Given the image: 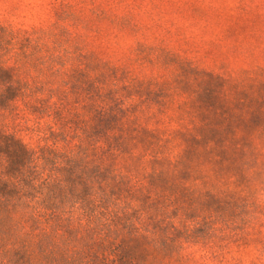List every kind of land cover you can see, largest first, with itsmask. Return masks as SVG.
<instances>
[{
    "label": "trees",
    "instance_id": "trees-1",
    "mask_svg": "<svg viewBox=\"0 0 264 264\" xmlns=\"http://www.w3.org/2000/svg\"><path fill=\"white\" fill-rule=\"evenodd\" d=\"M134 59L167 75L0 22V264H149L191 237L172 209L242 152L264 100L169 50Z\"/></svg>",
    "mask_w": 264,
    "mask_h": 264
},
{
    "label": "rangeland",
    "instance_id": "rangeland-1",
    "mask_svg": "<svg viewBox=\"0 0 264 264\" xmlns=\"http://www.w3.org/2000/svg\"><path fill=\"white\" fill-rule=\"evenodd\" d=\"M0 22L59 24L70 44L139 76L167 75L134 59L140 44L156 46L264 100V0H0ZM256 123L242 152L212 169L202 190L195 182L180 194L171 213L188 218L191 237L178 256L149 264H264V119L248 121Z\"/></svg>",
    "mask_w": 264,
    "mask_h": 264
}]
</instances>
